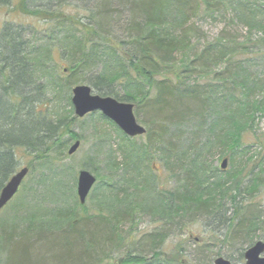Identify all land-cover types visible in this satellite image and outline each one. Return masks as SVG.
<instances>
[{"label": "trees", "instance_id": "trees-1", "mask_svg": "<svg viewBox=\"0 0 264 264\" xmlns=\"http://www.w3.org/2000/svg\"><path fill=\"white\" fill-rule=\"evenodd\" d=\"M37 1L0 0V7L17 2L15 8L25 15L41 14L44 18L37 20L48 21L46 27L51 28L41 36L31 31L32 38L25 29L9 24L1 29L0 193L26 154L39 167L65 169L69 146L81 139L74 133L78 118L70 91L90 69L101 68L88 79L96 95L134 104L137 117L145 107L150 117L144 121L147 134L142 138L130 140L116 127L123 142L129 143L120 144L122 164L114 153H107L109 167H132L120 190L123 198L115 199L121 205L118 212L88 215L77 196V204L49 210L42 202L25 206L20 200L11 220L0 223V263L16 259V264H31L29 257L36 255L38 260L54 259L52 264H109L111 254L123 249L127 257L118 264H152L144 249L155 259L165 257L163 264H177L184 245L167 257L161 252L166 241L209 220L211 246H235L239 241L242 246L235 255L243 262L245 252L257 243L254 236L264 220L255 206L238 198L241 192L254 193L264 186V165L227 171L214 167L211 158L219 151L220 161L225 158L233 165L249 148L264 151V133L256 126L264 117V74L253 70L257 63L264 64V0H115L129 14L120 36L96 23L97 15L63 16L32 6ZM228 14L232 21L215 39L191 23L195 17L227 19ZM234 23L244 26L246 37L232 34ZM54 42L66 50L59 55L62 60L66 55L70 63L64 71L56 69L57 64L51 67ZM28 167L33 174L34 163ZM145 169L150 174L145 175ZM157 169L164 171V180L161 171L152 174ZM108 185L107 191L113 193ZM74 188L69 183L63 192ZM148 217L152 230L135 247L138 222ZM20 222L25 225L21 231ZM126 223L130 227L123 234L120 228ZM26 240L31 241L27 247L19 246ZM203 244L208 256L198 264H215L220 254ZM57 252L63 261L57 260Z\"/></svg>", "mask_w": 264, "mask_h": 264}, {"label": "rangeland", "instance_id": "rangeland-1", "mask_svg": "<svg viewBox=\"0 0 264 264\" xmlns=\"http://www.w3.org/2000/svg\"><path fill=\"white\" fill-rule=\"evenodd\" d=\"M105 1L106 0H38L37 3L32 6L42 7V9L47 8L48 10H51L53 12H63V16H75L76 18H82L84 16L92 17L94 15H97L96 23L100 22L106 30L114 33L116 36H120L123 33L122 28H124L123 26H125L124 24L125 21L128 19L129 14L123 13V8L115 0L109 1L107 3H105ZM104 3L107 4L106 7ZM16 5L17 2L14 3V7H0V33L2 31L1 29L8 24L15 29H23V31L25 29L27 31L28 38H32L31 31L35 30L37 31L38 35L41 36L43 35V32L45 33L46 31L51 30V28L46 27V22L48 21L37 20L40 18H44L41 14H29V16H27L22 13L20 9L17 10V8H15ZM105 11H107L106 14H103V12ZM231 19L232 14H228L227 19H223V17L220 15H215L213 18H206L204 20L200 19V17H195L193 18L191 23L197 24V27H199L203 34H206L208 36V39H215L217 35L221 34V30L225 28L228 21H232ZM232 26L233 27L231 32L235 37H246L247 31L245 30L242 24L234 23ZM51 46L52 51H50L53 61L51 67L56 66L57 64L56 69H58L59 71H64L68 69L70 67L68 57L64 55L63 60L59 57L60 52L66 50H61L58 42L52 43ZM100 69L101 68H98L97 71L95 70V68L90 69L89 73L81 76L82 82L78 85L90 86L88 79L90 78V76L96 77L97 74L101 72ZM253 70L256 73H259V76L262 77V75L264 74V64L260 62L257 63L256 67H254ZM65 74L69 75L70 73L69 71H67ZM74 87L75 86H73V88ZM117 91L121 94L123 92L121 89H118ZM51 96L55 97V94L52 93ZM48 99L50 101H53L51 98ZM145 110L148 109L143 107V114L140 117H137L135 114V117L140 125L147 128L146 123L144 121H149L148 117L150 116L146 114ZM99 114L101 113H93L92 115L94 116L88 115V117L86 118L77 119V121L74 123V133H76L77 136L81 137V139H78L81 141V145L78 152H76L72 156L68 155L67 158H65L67 159L64 161L63 164L65 169L54 171L49 170L48 166L42 165L39 167L40 164L35 163L33 161V156L27 154L19 160L20 163L18 169L28 167L30 163H34V167H36V169L34 170L35 172L33 174L29 175L25 179L24 185L22 186L21 191L17 193L18 195L15 197V199L8 204V206L5 208V210H3V212L0 213V223L11 220L14 208L16 209L17 207L19 209V206L17 204L20 202V200L26 201L24 204L25 206L30 202H42L47 210H49L50 208L66 207L68 205L73 206L75 205V203L77 204V202H79L78 198L77 202L75 199V196H77L78 193L77 179L80 171L82 170L89 171L97 179L96 185L93 187L90 196L86 200L87 203L85 204V212L91 216L98 215V213L100 214V212L103 214L105 213V215L108 216L112 215V213L118 212V210L121 208V205L118 204V202H115V199L123 198L122 192H120V190L126 186L125 182L127 177L130 178V176L132 175V167L123 170L113 167L111 168L108 166V164L110 163V159L107 155L108 151L114 153V157L117 163H123L124 156H122V153L120 151V144L124 142L117 131L116 125L108 123L107 121H105V119L103 120L102 118H100ZM256 126L260 134L264 133V117H261L257 121ZM102 138H104V140H102ZM139 143L140 142H138V144ZM124 144L127 146L129 143L127 142ZM216 152L217 153L211 158V163L214 167L220 168V165L222 164V161H220V156L222 152ZM114 157L112 158V160H114ZM263 159L264 151H261L259 148L254 146L252 148H249L247 150V153L243 156H237L236 159L233 161V165L229 160L230 164L228 166L227 171H233L234 169L242 170L244 166L245 168L248 166L247 170L253 169L255 168V166L261 168L260 164L264 165ZM154 165L158 166L159 163L156 162V164L154 163ZM126 170L127 172L124 173V171ZM158 171H161L159 175L161 176V181L164 180L166 176L162 169H157L152 174L157 175ZM142 172L145 175L150 174L148 169H145ZM69 183L71 184V186L75 184L74 191L71 190V193L63 192L64 186L68 185ZM108 184H110L113 188H110ZM107 185L109 186L108 188L113 191V193H109L107 191ZM240 195L241 196H239L238 200L242 201L244 205L255 206L258 213L262 217L261 221H263L264 186H261L254 193H252L251 191H245L241 192ZM19 216L23 217L22 215ZM152 224L153 222L150 220L149 217L142 218L141 220H139L137 226V234L135 236L136 241H133L135 247L138 244L137 242L144 235H147L152 230ZM212 226L213 223L211 220L207 221L206 223H204L203 221V223H197L192 225V227H189V229L183 234V236H181L180 234L178 236H174L172 234L170 238L166 241V244L161 248V252L167 257H169L171 256V254L176 253L175 248L177 246L184 245L183 252L185 253L180 255V258L178 260H175L174 262L177 264H198L200 263V261L206 259V256H208V249L204 250V242L207 244V246L210 247L214 254H220L221 257H223L224 259L227 258V260L231 261L233 264H245V260L243 262H240L238 260V256L235 255L236 252L240 250L242 246L241 242L236 241L235 246L233 244L230 245V243L226 244V246L223 247H220L219 243L215 248L211 246L212 244L209 243V241L212 237ZM24 227L25 225L20 222L19 230L21 231V229H23ZM129 227L130 226L126 223L125 226L120 228L121 233L125 234L126 230ZM190 235L191 238L189 239ZM42 236L46 237L43 234ZM254 238L255 242H258L260 240L264 241V225L263 228L258 232L257 236L255 234ZM195 239H198V242ZM215 240V243H217L218 239ZM219 240L223 241L222 239ZM30 243V240H26L22 242L19 246L27 247L26 244L29 245ZM200 243H202V246H200ZM48 245V243H45L44 247L48 248ZM11 248L12 247H10V249ZM245 248H248V246H245ZM108 249L110 250L111 246H109ZM141 250L145 252V257L149 260V263L152 262V264H159V262H161L163 259L165 260V257L155 259L153 253H147L148 251H145L144 249ZM126 251L127 250L123 249L117 250L115 253L111 254L112 257L109 259V261H106V263L118 264L119 260L125 259L127 257ZM55 256L56 258L58 257L57 260L60 259L63 261L64 259V257H62L61 252H57ZM131 256L135 257L136 255ZM29 259L31 264H34L36 262L39 263L41 260H44V263L42 264H52L54 261V259L38 260L36 255L30 256ZM16 263L17 260L14 259L10 264ZM160 264L163 263L161 262Z\"/></svg>", "mask_w": 264, "mask_h": 264}, {"label": "water", "instance_id": "water-1", "mask_svg": "<svg viewBox=\"0 0 264 264\" xmlns=\"http://www.w3.org/2000/svg\"><path fill=\"white\" fill-rule=\"evenodd\" d=\"M72 93L73 97L71 103L73 104L76 118L83 119L88 116V114L100 112L106 119L116 124L121 132L132 139L144 137V135L147 134L146 128L141 126L136 120L134 104L118 102L110 96L102 97L100 95H95L88 85L76 86L72 90ZM79 146L80 141L78 140L70 147L68 154L70 156L74 155L78 152ZM228 164V160L224 159L221 169L226 170ZM29 173L30 171L27 167L17 171L4 186V189L0 193V213L15 198ZM77 180L78 199L82 205H85L97 179L89 171L82 170ZM244 260H246V264H264V242L258 241L255 245L249 247L244 255ZM214 262L215 264H231L230 261L222 257H217Z\"/></svg>", "mask_w": 264, "mask_h": 264}]
</instances>
